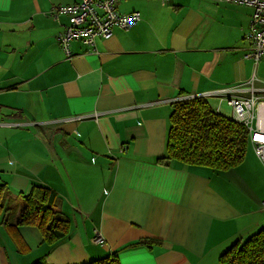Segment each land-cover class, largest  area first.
I'll use <instances>...</instances> for the list:
<instances>
[{
  "label": "crops",
  "instance_id": "1",
  "mask_svg": "<svg viewBox=\"0 0 264 264\" xmlns=\"http://www.w3.org/2000/svg\"><path fill=\"white\" fill-rule=\"evenodd\" d=\"M80 1L0 0V187L9 196L0 264L115 254L121 264H218L264 227V167L252 144L226 172L160 160L180 99L206 96L225 115L227 100L249 97L255 78L264 99V61L244 58L253 9L127 0L119 11L141 13L137 25L95 49L74 41L68 57L58 37L69 19L52 12ZM224 89L232 91L223 100L207 97ZM34 186L53 190L55 210L70 220L69 237L55 245L17 224Z\"/></svg>",
  "mask_w": 264,
  "mask_h": 264
},
{
  "label": "trees",
  "instance_id": "2",
  "mask_svg": "<svg viewBox=\"0 0 264 264\" xmlns=\"http://www.w3.org/2000/svg\"><path fill=\"white\" fill-rule=\"evenodd\" d=\"M250 139L244 125L213 109L208 99L195 98L173 104L167 155L162 163H181L212 172H226L245 159ZM6 187H0V214L7 211ZM24 206L17 224L35 226L44 241L55 245L70 235V220L55 210L57 194L34 186L24 195ZM33 264H47L46 258ZM90 264H121L118 256ZM218 264H264V227L244 242H237L219 259Z\"/></svg>",
  "mask_w": 264,
  "mask_h": 264
},
{
  "label": "built area",
  "instance_id": "3",
  "mask_svg": "<svg viewBox=\"0 0 264 264\" xmlns=\"http://www.w3.org/2000/svg\"><path fill=\"white\" fill-rule=\"evenodd\" d=\"M127 0H81L72 6L57 7L53 10V16L58 19L60 15H65L69 23L65 26L64 32L58 37V42L66 52L71 54V43L80 41L84 45L96 48L98 39L109 40L113 37L115 29L129 31L137 25L141 19V13L133 12L124 14L119 11V4ZM166 2L167 0H161ZM229 3L249 6L253 9L250 21L249 49L245 54V59L254 60L256 64L264 61V0H220ZM257 78L249 82V97H237L227 100L231 108L233 118L237 123L242 124L248 131L250 144L264 167V99L256 96L254 83ZM232 90L224 89L207 97L226 98ZM239 92L243 90L239 89ZM195 98H206V96H193L182 98L190 100ZM219 108L217 112H219ZM87 117L80 116L72 121H83ZM264 210V202H263ZM103 238L98 236L96 242L103 243Z\"/></svg>",
  "mask_w": 264,
  "mask_h": 264
},
{
  "label": "rangeland",
  "instance_id": "4",
  "mask_svg": "<svg viewBox=\"0 0 264 264\" xmlns=\"http://www.w3.org/2000/svg\"><path fill=\"white\" fill-rule=\"evenodd\" d=\"M211 102H213V101H211ZM223 111H224L225 115H231V112H232L230 109H227V108H225V109L223 108Z\"/></svg>",
  "mask_w": 264,
  "mask_h": 264
}]
</instances>
